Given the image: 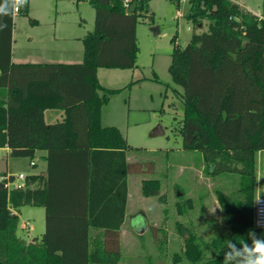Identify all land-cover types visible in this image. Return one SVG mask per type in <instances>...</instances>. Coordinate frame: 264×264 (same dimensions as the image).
Masks as SVG:
<instances>
[{"label": "trees", "instance_id": "obj_1", "mask_svg": "<svg viewBox=\"0 0 264 264\" xmlns=\"http://www.w3.org/2000/svg\"><path fill=\"white\" fill-rule=\"evenodd\" d=\"M85 1L95 10L94 29L83 39L84 56L77 63L12 62L14 13L0 16V23L6 24L0 30V148L8 147L11 156L29 158L36 150L47 151L43 186H28L42 179L32 174L25 176L24 185L10 189L7 180H0V264H111L120 258L119 228L127 193L125 151L131 146L119 128L101 124L102 106L120 88L102 86L97 69L136 66L137 11L150 0H130V6L136 3L133 12L124 0ZM189 2L188 17L195 24L202 20L209 24L171 53L168 69L182 87L184 103L179 124L182 147L200 151L212 174L238 173L247 196L240 214L226 218L231 227L244 232H236L242 236L240 244L220 250L217 261L199 263L223 264L226 254L251 249L254 240L264 241V228L253 223L254 155L264 149V18L231 0ZM19 13L27 15V5ZM49 108L63 109L64 118L47 123L44 110ZM100 155L123 164L122 203L113 221L100 222L107 216L100 218L96 211L94 164ZM23 205L45 210L39 242L34 238L26 243L16 234L18 216L11 209ZM90 226L105 229L102 246L92 252ZM185 245L190 261H201L192 239L186 237Z\"/></svg>", "mask_w": 264, "mask_h": 264}, {"label": "rangeland", "instance_id": "obj_2", "mask_svg": "<svg viewBox=\"0 0 264 264\" xmlns=\"http://www.w3.org/2000/svg\"><path fill=\"white\" fill-rule=\"evenodd\" d=\"M231 1L264 18V0ZM25 5L27 15L14 14L15 50L28 44V36L47 35L54 28L59 34L79 31L81 35L94 28L95 10L88 1L28 0ZM137 12L136 66L98 70L101 85L120 88L101 109V118L107 125L119 127L131 146L129 215L138 217L135 227L127 219L126 233L119 239L120 258L111 264H193L185 251L186 236L200 252L201 261L196 264L217 261L220 250L240 244L242 236L236 232L244 233L226 219L238 216L240 206L247 202L244 179L236 172L210 173L200 151L182 147V87L168 69L174 47L184 48L194 33L208 29L209 22L202 20L198 26L188 17L189 0H150ZM34 19L36 24L31 22ZM156 127L163 134L151 136ZM4 156L6 151L0 150V166ZM8 158L15 181L24 185L25 178L17 176L32 173L30 161L34 158ZM255 168L253 199L259 193L264 196V155L256 160ZM248 255L245 251L226 254L223 263L233 264Z\"/></svg>", "mask_w": 264, "mask_h": 264}, {"label": "crops", "instance_id": "obj_3", "mask_svg": "<svg viewBox=\"0 0 264 264\" xmlns=\"http://www.w3.org/2000/svg\"><path fill=\"white\" fill-rule=\"evenodd\" d=\"M78 3V0H75ZM32 24H36L37 21L31 20ZM13 26H14V16H13ZM94 29V28H93ZM93 31V30H92ZM92 31H88L86 34L81 35L79 31H72L67 33L59 34L58 30L54 28L52 32L44 35H33L28 36V44H22L21 48L15 50L14 44V27H12V45H11V61L14 63H77L83 60L84 56V44L83 39L89 35ZM101 68V67H99ZM97 69V77L98 70ZM120 69V68H119ZM126 69V68H124ZM99 81V78H98ZM100 83V82H99ZM103 86V85H102ZM106 87V86H104ZM110 100V99H109ZM108 100V102H109ZM105 103L102 108L108 105ZM101 108V109H102ZM65 116L64 110L59 108H49L44 110V119L47 123H53L56 121H61ZM101 116L102 113H101ZM103 118V117H102ZM101 118V124L103 126H109L108 123H104ZM114 126V125H111ZM117 127V126H116ZM119 128V127H117ZM121 131V129L119 128ZM124 135V133L121 131ZM125 136V135H124ZM126 137V136H125ZM0 150L6 151V156H4L5 161L2 166H0V176L1 174L13 175L9 169L8 157L10 156V149L8 147H2ZM127 149L125 151V161L127 164L126 169V203L124 218L119 228V239L126 233L124 228L126 227L127 219H129V225L135 227L138 217L135 215H129V205H130V190H129V178H130V158ZM264 149L258 150L254 155V163L256 165V160L261 158L264 154ZM46 150H36L34 154L33 164L30 163L32 168V175H39L42 177L41 180H34L28 183L31 188H36L38 186H43L45 182V172L47 170V160H46ZM94 188L96 202H98L96 211L100 218V222L115 220L119 214L120 205L122 203V180H123V164L119 160L115 161L113 156H98L94 164ZM256 169V168H255ZM22 174V173H20ZM30 175V174H29ZM14 176V175H13ZM83 178V175L80 176ZM1 180V177H0ZM256 181V176H255ZM81 180L80 183H82ZM22 185L23 183H19ZM116 189V195L115 194ZM260 191V190H259ZM204 194H201L200 198L203 199ZM257 196H262L257 195ZM199 197V196H198ZM189 201H194L190 198ZM26 206L38 207L32 205H23L16 209L12 208L11 211L18 216V227L16 230L17 236L26 243L33 242L34 238H37L39 242L41 235L45 231V210H40L38 208H25ZM203 214V213H202ZM37 217V220H36ZM99 218V217H98ZM155 226V225H154ZM104 227L90 226L88 229L89 236V252L94 251L102 246L104 239ZM141 232V231H140ZM140 234V233H139ZM187 237V236H186ZM185 237V238H186ZM185 238H183L185 240ZM242 259H237L233 261V264L237 262H242ZM224 264V263H223ZM231 264V263H229Z\"/></svg>", "mask_w": 264, "mask_h": 264}, {"label": "clouds", "instance_id": "obj_4", "mask_svg": "<svg viewBox=\"0 0 264 264\" xmlns=\"http://www.w3.org/2000/svg\"><path fill=\"white\" fill-rule=\"evenodd\" d=\"M28 0H3L0 3V16L10 15L17 11L19 7L24 6ZM6 27V24L0 23V30ZM213 213L215 209H211ZM143 226V225H140ZM245 252L249 253L248 257L243 261V264H264V241L254 240L251 249L245 247Z\"/></svg>", "mask_w": 264, "mask_h": 264}, {"label": "built area", "instance_id": "obj_5", "mask_svg": "<svg viewBox=\"0 0 264 264\" xmlns=\"http://www.w3.org/2000/svg\"><path fill=\"white\" fill-rule=\"evenodd\" d=\"M124 5L126 8H129L130 6V0H124ZM21 7H19V9L17 11H14L13 13H18L20 11ZM258 17H260L258 15ZM263 18V17H260ZM31 164H33V162H30ZM18 179H24L25 176L23 174H18L17 176ZM7 180L5 185L7 188H13V187H20L22 185H20L18 182L15 181V176L14 179L11 180L8 175L1 178V180ZM253 223L256 227L259 228H264V196H257L255 198L254 201V220Z\"/></svg>", "mask_w": 264, "mask_h": 264}, {"label": "water", "instance_id": "obj_6", "mask_svg": "<svg viewBox=\"0 0 264 264\" xmlns=\"http://www.w3.org/2000/svg\"><path fill=\"white\" fill-rule=\"evenodd\" d=\"M135 5H136V3L135 2H132V4H131V6H130V12H133L134 11V9H135ZM198 26H201V23H199V25ZM152 32L154 33V34H157L158 33V30H157V28H155V27H152ZM160 134H163V131L161 130V128H159V127H156V128H154L152 131H151V133H150V135L151 136H156V135H160ZM235 264H243L242 262H237V263H235Z\"/></svg>", "mask_w": 264, "mask_h": 264}]
</instances>
